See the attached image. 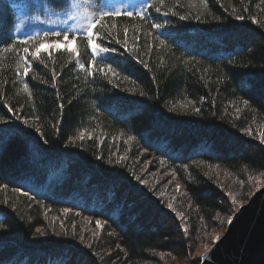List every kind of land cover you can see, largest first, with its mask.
Masks as SVG:
<instances>
[{"label":"trees","instance_id":"trees-1","mask_svg":"<svg viewBox=\"0 0 264 264\" xmlns=\"http://www.w3.org/2000/svg\"><path fill=\"white\" fill-rule=\"evenodd\" d=\"M221 2L224 7L210 0L209 7L222 22L213 20L212 16H206L208 22L201 23L153 13L157 22H167L157 35L165 39L171 49L154 48L150 56L145 55L144 45L149 40L140 36L136 48L151 70L119 53L105 57V62L112 63L121 73L119 78L111 74L109 78L115 79L120 88H133L135 94L113 88L99 74L95 80L90 78L85 83L84 74L74 67V56L49 49L51 58L43 50L40 57L48 68L37 62L30 72L28 82L33 101L28 102L21 85L12 83L14 55L4 54L0 58V81H9L6 89L2 85L0 89L13 106L25 104L28 111L31 103L35 104L37 113L45 120L44 131L49 140L44 145L47 153L40 157L29 149L31 137L15 134L4 137L6 150L0 156V183H8L9 188L0 190V200L10 197V204H16V212H12L11 207L4 210L6 217L0 212V224L4 225L0 228V264H57L62 258H70L72 264H112L113 261L115 264H184L179 260H184L185 264H200L201 258L197 259L195 254L193 257V243L204 244L212 233L225 228L231 204L227 194L236 195L241 205L248 202L249 192L256 191L251 189L257 186L252 181L264 180L261 175L264 144L258 138L259 133L264 132V28L252 24L250 19L241 21L229 15L233 6L238 12L242 10L239 0ZM257 3L259 0H245L249 7L245 15H256L264 23V11L256 8ZM196 4L199 7L198 0ZM187 10L186 7L181 11ZM64 13L60 0H0V24L6 32L20 39L24 35L16 36L15 24L21 22L22 33L23 17L33 20ZM109 22L117 23L114 31L120 32V38H123V29L128 28L131 49L134 30L140 27V22L124 17ZM44 27L47 32H53L46 20ZM146 30L144 26L142 31ZM74 46L81 53L85 52V42L78 41ZM88 59L90 56L81 57L82 62ZM229 60L233 63L229 64ZM53 67L59 74L56 89L51 86L50 69ZM124 75L129 76V81L122 79ZM140 91H145L152 99L141 97ZM57 92L65 104L59 137L51 134V124L60 118ZM114 92L127 98L120 114L108 107V97ZM201 97L206 99L202 102ZM69 98L73 100L71 105L67 103ZM244 99H249V106L243 104ZM188 100L195 101V106L201 108L200 115L194 114L191 106L188 110L180 107ZM93 101L99 107L98 112L92 107ZM166 104L168 107L175 104L177 111L169 112ZM234 106L241 110L239 118ZM4 111L0 109V115H4ZM93 114L97 119L89 120ZM81 128L95 131L83 142L82 148H65L67 137ZM245 128H251L255 138L247 136L242 131ZM121 132L136 135L137 139L125 144L127 137ZM97 155L104 159L97 160ZM110 155L113 161L118 155H126L128 159L123 162L126 167L106 163ZM161 159H165L164 165L160 164ZM128 169L148 180L156 193L164 190L165 196L158 197L140 185ZM176 185L182 187L184 196H172L177 192ZM21 186L34 199L11 191ZM36 201H43L44 206ZM161 201H171L177 212L184 213L189 229L187 244L178 226L182 221ZM240 205L231 207L235 209ZM65 207L73 209L67 218L61 212ZM92 209L111 213L126 231L112 220H108L102 232L96 229L95 219H107V216H96ZM217 213L225 218L223 225L215 219ZM53 217L64 220L69 230L75 223L78 234L86 229V239L92 231H97L100 239L93 247L105 259L100 261L91 255V250L79 245L70 235H51L49 225ZM85 217H92L93 223L89 224ZM56 227L59 228V220ZM37 228L49 231L48 236L39 238L42 243L33 239ZM110 232L115 235H108ZM206 234V240L200 239ZM116 244L124 250L117 249ZM108 253H111L110 258ZM174 258L176 262L172 261Z\"/></svg>","mask_w":264,"mask_h":264},{"label":"snow or ice","instance_id":"snow-or-ice-1","mask_svg":"<svg viewBox=\"0 0 264 264\" xmlns=\"http://www.w3.org/2000/svg\"><path fill=\"white\" fill-rule=\"evenodd\" d=\"M250 2V0H249ZM199 7H197L196 0H187V4L185 0H140L139 6L136 4H129L124 8H114V9H106V8H96L95 10H91L90 7L85 6L87 4V0H60L61 6L65 9L67 19L77 21V23L72 26L65 28L61 31L54 32H45L43 37L38 36H28L25 39L16 38L11 35L10 31L6 32L3 28V25L0 24V58H3L4 54L14 55L15 57V69H14V79L12 81L13 84L19 83L21 85V90L23 93L27 94L28 102L33 101V92L28 82V78L30 72L33 71V66L35 63H39L45 69L48 68V64L45 63L43 59H40L42 50L47 53V56L51 58L52 51L56 52H66L70 55L74 56V67L84 74V81L87 83L89 79L95 80L97 75H102V78L107 80V83L112 85L113 88H120V85L116 83L115 79L109 78V74L111 77L119 78L121 73L113 67L112 63H106L105 57L112 56L113 54L119 53L120 55H126L127 58L135 61L137 64L142 65L145 69H149V63L141 58L139 51L136 48V45L139 43L140 36H145L149 42L145 43L144 47L146 49L145 55H151L154 48L156 49H166L170 50L171 45L165 39H162L159 35H157V31L166 27L167 22L160 23L153 19L152 14L155 13L157 16L164 17H178L180 21L185 20H196L197 22L207 23L208 21L205 19L206 16H212V19L215 21H221L222 18L220 16H215L211 12L209 7L210 0H198ZM216 3L221 7H224V4L221 0H216ZM239 3L243 6L240 12L237 11L235 6L232 7L229 15L234 17L236 20H245L250 19L252 24L258 25L261 28H264V23L258 20L256 15H245L249 13V7L245 5V0H239ZM264 5V0H259V3L256 4V8L264 11V8L261 6ZM187 7V11H181ZM131 9V10H129ZM195 9V11H192ZM225 11H228L225 8ZM128 18L134 19L140 22V27L134 30V36L132 38L133 47L129 48V36H128V28L125 27L123 29V38H120V32L114 31L118 28L117 23H110L113 18ZM144 26H147L146 31H142ZM50 37H55V39H50ZM78 41L85 42V52L81 53V51L75 47ZM115 45L120 46L119 49L115 47ZM51 49L52 51H49ZM121 49L123 51H121ZM82 55L90 56V59L82 62ZM163 62V61H161ZM188 63V61H185ZM199 63V62H197ZM233 63V61L229 60V64ZM101 65L97 67V65ZM51 71V81L52 88H57V77L58 73L53 67L50 69ZM79 75L77 79L79 80ZM34 79V77H33ZM124 81H129V76L124 75L122 77ZM153 81H156V77H152ZM203 79V77H201ZM133 83L135 81H132ZM221 82L218 80V83ZM9 81L3 80L0 81V85H2L3 89H6ZM41 83H47V81H41ZM73 87H77L73 85ZM121 92H127L129 94H135L133 88H120ZM139 95L141 97H147L149 100L152 99L145 91H140ZM57 99L60 101L57 104V107L60 112V118L56 120L54 124H51V134L59 137L60 134V126L63 123V112L65 108V104L62 100H60V94L57 92ZM126 97L121 96L118 92H114L113 95L108 97V107L115 113L120 114L123 108V104L126 101ZM206 97H201V101L203 102ZM73 100L71 98L68 99L67 103L71 105ZM243 104L245 106L250 105L249 99H244ZM189 106H191V111L196 115L201 114V108L195 106V101L188 100L187 103L181 104L180 107L184 110H188ZM213 103V107H214ZM92 107L95 112L99 111V107L93 101ZM167 110L169 112H176L177 107L175 104H172L171 107H168L166 104ZM235 107V106H234ZM0 109H4V115H0V156L3 155V151H5L4 147V137L9 134L20 135L21 137H31L29 141V149L31 150L34 156L43 157L47 153V149H45L44 145L49 143L48 137L45 134V120L44 118L37 113L36 107L34 103H31L28 111H25V104H19L18 106H13L9 103L8 99L5 96V92L0 89ZM240 108L235 107V112L237 113V118H239ZM97 116L95 114L89 116V120H96ZM235 127V125H233ZM95 129L92 130L94 132ZM242 131L249 137H254V133L251 128L242 129ZM92 132H89L86 128L77 129L75 135H70L67 137V140L64 143V147H83V142L86 139H90L92 137ZM87 133V135H86ZM122 136L126 135V140H124L125 144H128L130 141H135L137 139L136 135L128 134L126 132H121ZM255 138V137H254ZM259 141L261 144H264V132L259 133ZM98 141L99 137L96 138ZM102 143V141H100ZM158 150L165 151L163 148H158ZM171 158V157H169ZM97 160H103L104 157L102 155L96 156ZM128 159L126 155H118L115 161L112 160L111 155L107 159L106 163L116 166H124L123 162ZM166 163L165 159L160 160V164L164 165ZM187 171V165L184 166ZM131 173V176L140 184L144 185L149 191H152L154 195L158 197H164L165 191L161 190L156 193L152 186L149 184V181L146 179H142L141 175L136 174L132 169H128ZM155 175V173H152ZM264 175V172L261 173ZM251 180L252 177H249ZM171 183V181H169ZM240 183L243 185L244 181L241 180ZM166 187V186H165ZM9 188L8 183H0V190H7ZM180 186L176 185V190L179 191ZM259 188H264V184H260ZM259 188H256V191H259ZM13 193L22 194L25 197H28L30 200L34 199V197L29 195L28 190H23V187H13L11 189ZM253 192H249V195H252ZM264 194V193H262ZM230 197L231 204L229 205L230 214L226 218V222L230 224L232 222L233 217L236 215V212L239 211V207L233 209L231 206L240 205V202L237 200L236 195L229 192L227 194ZM10 197H5L3 200H0V205L3 208H0V212H3L5 217L7 216V212L4 211L8 207H11L12 212H16V204H10ZM38 204L43 207V201H36ZM164 203V206L175 213V217L179 218L182 223L178 225L181 228V238L187 244V236L189 229L186 225L185 215L184 213L177 212L173 206L171 201H161ZM30 206V205H29ZM242 206V205H240ZM73 209L69 207H65L61 209L64 217L67 218L68 214L72 212ZM94 215L104 217L107 216V219L97 218L94 221L95 228L100 230L104 229L108 220H112L113 223H116L119 227H121L122 231H126V228L119 224V222L113 218L111 213H106L103 209H92L91 210ZM76 215L79 216L80 212H76ZM45 219H47V211L45 212ZM203 219V218H202ZM216 220L219 221L220 225L225 223V218L220 216V213L216 214ZM59 220V228L56 227V221ZM85 220L92 224V217H85ZM51 229V235L56 237H68L71 236L72 239L77 240L79 245H84L87 249L91 250V255L97 257L100 261L105 259L104 255L100 252L95 251L93 245L96 240L100 239V235H98L97 231H92L88 238L85 237V232L82 230L79 234L76 230V225L73 223L71 229L65 225L64 220H60L59 217H53L51 224L49 225ZM0 228H4L3 224H0ZM33 239L38 243H42L39 240L40 237H46L49 235L48 229L41 230L37 228L35 232L32 234ZM108 235H115L114 232L108 233ZM205 237H201L200 239H206ZM2 240V237H0ZM221 240V235L216 234L213 237V242L211 245H206V251L204 253V257L208 255L214 247L217 246V242ZM74 247V246H69ZM116 248L123 251L124 249L120 244H116ZM82 251V249H81ZM189 254L191 249H188ZM109 258L111 257V253L107 254ZM204 257H200L203 259ZM57 264H72L70 258H62L58 259ZM115 264V261L112 262Z\"/></svg>","mask_w":264,"mask_h":264},{"label":"water","instance_id":"water-1","mask_svg":"<svg viewBox=\"0 0 264 264\" xmlns=\"http://www.w3.org/2000/svg\"><path fill=\"white\" fill-rule=\"evenodd\" d=\"M264 188L239 208L225 234L200 264H264Z\"/></svg>","mask_w":264,"mask_h":264},{"label":"rangeland","instance_id":"rangeland-1","mask_svg":"<svg viewBox=\"0 0 264 264\" xmlns=\"http://www.w3.org/2000/svg\"><path fill=\"white\" fill-rule=\"evenodd\" d=\"M83 2H84V0H82V3ZM139 3H140V0H87V4L85 6L90 7L91 10H95L96 8H106V9L110 10V9H114V8H124V7H127V5H129V4H136L137 6H139ZM129 10H131V9H129ZM22 20L25 23V29L22 31V33H20L21 23H19L18 24L19 34H23V35L37 34L39 36H43V34L45 32H47V30L44 27L45 20L49 24L52 25V31L53 32L54 31H61V30L65 29V28H68V27L72 26L73 24L77 23V21L68 20L66 13H64V14H62V16H58V17H50V16H47V15H45L44 17L40 16V17H38L36 19H33V20H28L27 18L23 17ZM155 175H157V174H155ZM260 181H261L260 179L253 180L252 184L257 185V186L256 187H252L251 189L254 190L256 188H259V185L263 184L262 182H264V180L261 181V182ZM253 192L255 193L257 191H253ZM184 194L185 193H184L182 187L180 186L179 191H177L174 194H172V196L173 197H175V196H177V197L179 196L180 197V196H184ZM251 196H249L248 198L250 199ZM246 203L247 202H245V203H243L241 205L243 206ZM238 207L240 208L241 206H238ZM227 226H228V223L226 224L225 228L221 229L218 232L212 233L210 235V237H208V239L206 238L207 240L204 239V240H206V242L204 244L193 243V247H194L193 248V257H194V254H195V256H197V259H198V257L200 258L202 255H204V253L206 251V245H211L212 244L213 237L216 234H220L221 237H222L225 234ZM172 261L176 262V259L174 258ZM178 262L185 264L184 260H179Z\"/></svg>","mask_w":264,"mask_h":264}]
</instances>
